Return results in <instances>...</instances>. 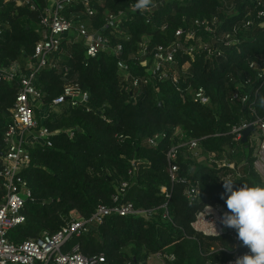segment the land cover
<instances>
[{"label": "trees", "instance_id": "1", "mask_svg": "<svg viewBox=\"0 0 264 264\" xmlns=\"http://www.w3.org/2000/svg\"><path fill=\"white\" fill-rule=\"evenodd\" d=\"M31 1L35 9L18 5L16 0H0V69L14 72L12 80L0 82V163L7 149L4 134L12 119L21 77L35 59V45L42 39L39 17L50 3ZM261 1L259 6L257 0H226L228 8L224 10L223 0H167L152 13H144L130 10L138 0H91V16L84 13L81 0L67 5L64 15L81 20L89 32H101L105 26L104 35L111 43L123 45L120 57L132 73L142 76H149L152 48L170 41L178 27H189L195 19L219 20V30H229L235 25L241 27L251 11L254 24L240 31L239 46L225 49L219 57L179 54L177 81L151 79L136 87L123 82L117 57L111 51L89 56L84 37L75 30L64 35L58 49L48 54V65L34 77L41 99L33 106L37 127L32 133L45 126L54 134L50 146L39 141L26 143L31 159L22 176L32 190V199L22 211L25 221L7 231L9 240L20 244L56 232L72 216L88 218L99 204H111L112 194L127 181L124 199L140 211L110 215L103 224L73 236L66 247L79 244L84 255L103 254L109 264H147L158 252L174 256L167 264H224L231 258L228 234L206 236L195 231L191 223L205 204L219 203L227 210L221 199L225 192L222 180H231L234 188L264 184L253 168L251 133L242 142L231 132L233 126L264 115L260 104L264 83L248 103L231 100L236 89L254 90L260 85L250 61L264 60V27L257 18L258 10H264ZM119 11H124L120 22L107 20ZM144 35L151 37L148 55L141 62L133 55ZM186 62L190 66L183 70ZM247 78L252 79L251 85L238 88ZM67 84L87 93V101L75 106L68 99L55 104L54 99ZM199 87L208 97L205 103L193 100L192 92ZM44 107L49 112L43 118ZM160 133L165 136L151 145L148 139ZM193 138L198 140L201 156H194L186 145ZM174 145H180L177 174L182 179L172 183L166 153ZM239 146V154L249 165L242 177L223 179L226 168L209 162V154L232 158ZM186 180L201 188L200 196L191 204L183 195ZM164 186L171 190L169 197L162 192ZM5 192L0 188V203ZM164 203L169 218L163 216ZM47 264L54 263L49 260Z\"/></svg>", "mask_w": 264, "mask_h": 264}, {"label": "built area", "instance_id": "2", "mask_svg": "<svg viewBox=\"0 0 264 264\" xmlns=\"http://www.w3.org/2000/svg\"><path fill=\"white\" fill-rule=\"evenodd\" d=\"M18 5H28L31 9L36 6L31 0H16ZM74 0H50V3L44 7L43 12L39 17V23L43 28L42 39L35 45L33 59L29 63L27 73L22 75L20 89L16 96V100L12 109V119L8 124L4 134V141L7 145L5 153L2 155L0 163V188L5 189V194L0 203V264H47L52 260L54 264H109L103 254H94L86 256L81 252L79 244H73L68 247L67 243L73 236H79L86 233L92 225L103 224L106 217L110 215L126 216L136 214L137 210L133 203L124 199L128 182L121 183L116 192L111 196V204L101 203L97 206L95 212L88 218L72 216L54 233H44L38 238L26 239L20 244L13 243L7 236V231L16 225L23 223L26 219L23 214V209L27 200L32 199V190L28 187L26 179L22 176V171L29 166L30 153L26 147V137L32 131L36 130L37 120L34 116L33 106L39 103L41 92L34 84L36 73L46 65L47 56L50 52L58 49L60 41L64 35L72 30L86 39V51L89 56H95L100 51H111L117 57V66L122 74V80L127 82V86L136 87L142 83H147L151 79L163 82L168 79L177 81L178 70L176 68L177 58L179 54L190 55H205L206 58H216L224 53V50L232 46H239L242 42L240 31L249 29L254 24V19L250 17L251 11L245 15L241 27L235 25L232 29H221L219 20L195 19L189 27H178L170 41L165 44H158L152 48L151 63L148 68L149 76L134 74L130 70L129 64L120 57V52L123 50L122 43L118 42L113 45L110 38L104 35L105 26L101 32H89L81 20H74L64 15L63 10ZM167 0H151L148 7L140 9L136 7V3L130 6V10H136L144 13H152L160 4ZM85 8V14L91 16L94 14V9L91 6V0H81ZM257 5L261 6L262 1L257 0ZM223 8H228L226 0H223ZM124 11H119L117 14H110L108 21H121ZM257 18L262 19L261 25L264 27V10L259 9ZM118 26V25H117ZM118 32L126 39L129 34L121 31L117 27ZM97 34V36H95ZM151 35H144L140 44V49L134 58L143 62L148 55V41ZM148 59V58H147ZM190 66L186 62L183 70H187ZM250 67L256 71L257 77L260 79V85L254 86V90L241 91L236 89L231 100H240L246 104L249 102L254 91H258L259 87L264 83V60L250 61ZM14 72L10 69H0V82L3 80H12ZM252 79L247 78L244 82H240L239 86L244 87L251 85ZM194 102L205 103L208 100L203 87H199L192 92ZM70 100L71 105L75 106L79 103L87 101V93L82 92L75 85H65L61 95L54 99L55 104ZM249 126H254L259 132L256 139V153L253 161V168L264 179V115L258 116L253 121H243L241 124L233 126L231 132L234 134L235 140H241L243 130ZM54 133L47 127L43 126L37 130L36 138L43 139V143L52 145L51 136ZM73 136V132H70ZM160 136L165 134H156L150 137L148 142L151 145H157ZM188 149L192 151L194 156H201L198 140L193 138L186 142ZM180 145L171 146L167 153V161L169 167L170 180L174 183L176 180H181L178 177L180 168L178 163V151ZM208 161L215 164L218 168H226V174L223 179L242 177L243 169L247 162L237 164L227 156H217L212 152L209 154ZM136 166L135 160L132 162ZM249 165V164H248ZM162 192L169 197L171 190L167 186L162 187ZM201 194V188L198 183L185 182L183 195L187 197L191 204ZM213 208V213L205 217L208 221H215L217 231L221 234H228L231 238V249L229 253L231 258L224 264H235L237 257L247 253L249 250L243 247L237 239V233L234 229L231 231L220 223V217L227 210L219 203L207 204ZM164 217H170L167 209V203H164ZM202 207L197 211L195 219L192 221V226L195 231L206 236H216L213 234L212 226L202 218ZM226 228V230H225ZM211 250H214L212 247ZM159 262L157 264H167V260H172L173 255L158 252L155 254ZM217 264V263H214Z\"/></svg>", "mask_w": 264, "mask_h": 264}, {"label": "clouds", "instance_id": "3", "mask_svg": "<svg viewBox=\"0 0 264 264\" xmlns=\"http://www.w3.org/2000/svg\"><path fill=\"white\" fill-rule=\"evenodd\" d=\"M150 3L151 0H138L136 7L144 9ZM260 104L264 106V97ZM222 181L225 192L221 199H224L227 211L220 217V223L234 229L237 239L249 250L237 257L235 264H264V184H242L234 188L231 180ZM212 213V206L205 204L202 218L211 224L213 234L219 236L215 221L205 219Z\"/></svg>", "mask_w": 264, "mask_h": 264}, {"label": "crops", "instance_id": "4", "mask_svg": "<svg viewBox=\"0 0 264 264\" xmlns=\"http://www.w3.org/2000/svg\"><path fill=\"white\" fill-rule=\"evenodd\" d=\"M48 112H49V108L48 107H44L42 110H41V113H42V117L44 118V117H46L47 116V114H48ZM254 132V133H253ZM36 135V134H35ZM34 135V133H30V134H28V136L26 137V141L28 142V143H30V142H33V141H39V139L38 138H36V136ZM258 135H259V132L257 131V130H255V131H252L251 132V135H250V137H249V139H250V141H249V143H250V145L253 147V146H255V150H253V157H255L254 155H255V153H256V149H257V147H256V145H257V143H256V139H257V137H258ZM253 136V137H252ZM245 160H242V162L241 163H243ZM245 162H247V161H245ZM245 166H248V162H247V164L245 165ZM11 264V263H10Z\"/></svg>", "mask_w": 264, "mask_h": 264}, {"label": "rangeland", "instance_id": "5", "mask_svg": "<svg viewBox=\"0 0 264 264\" xmlns=\"http://www.w3.org/2000/svg\"><path fill=\"white\" fill-rule=\"evenodd\" d=\"M73 31H70L69 33H71ZM254 133V132H253ZM253 137V136H252ZM43 139H40L39 142H42L43 143ZM253 150H255V146L252 147ZM241 147L239 146L238 149H235V151L233 152V156H232V160H234L235 163L237 164H240L242 162V155L239 154L241 152ZM159 262L158 258L155 257V255H152L148 261H147V264H157Z\"/></svg>", "mask_w": 264, "mask_h": 264}, {"label": "water", "instance_id": "6", "mask_svg": "<svg viewBox=\"0 0 264 264\" xmlns=\"http://www.w3.org/2000/svg\"><path fill=\"white\" fill-rule=\"evenodd\" d=\"M95 36H97V34H95ZM255 127L254 126H249L248 128L244 129L243 130V136L241 138V141L242 142H246L248 140V136L249 134L252 132V131H255ZM226 230V228H225ZM229 231H231L232 229L231 228H228Z\"/></svg>", "mask_w": 264, "mask_h": 264}]
</instances>
